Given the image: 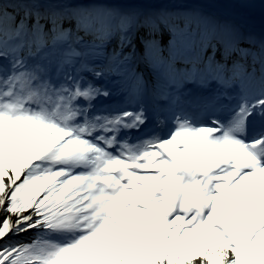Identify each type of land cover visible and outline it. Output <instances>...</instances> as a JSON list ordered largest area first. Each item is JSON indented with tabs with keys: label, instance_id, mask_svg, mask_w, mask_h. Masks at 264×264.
I'll use <instances>...</instances> for the list:
<instances>
[{
	"label": "snow or ice",
	"instance_id": "1",
	"mask_svg": "<svg viewBox=\"0 0 264 264\" xmlns=\"http://www.w3.org/2000/svg\"><path fill=\"white\" fill-rule=\"evenodd\" d=\"M0 264H264V0H0Z\"/></svg>",
	"mask_w": 264,
	"mask_h": 264
},
{
	"label": "bare ground",
	"instance_id": "2",
	"mask_svg": "<svg viewBox=\"0 0 264 264\" xmlns=\"http://www.w3.org/2000/svg\"><path fill=\"white\" fill-rule=\"evenodd\" d=\"M257 27H259V17L258 16H257ZM137 47H138V49L143 48L142 45L139 44V42L137 44Z\"/></svg>",
	"mask_w": 264,
	"mask_h": 264
}]
</instances>
